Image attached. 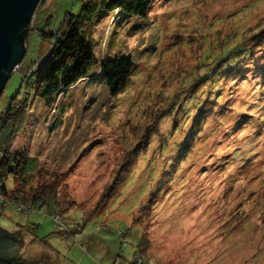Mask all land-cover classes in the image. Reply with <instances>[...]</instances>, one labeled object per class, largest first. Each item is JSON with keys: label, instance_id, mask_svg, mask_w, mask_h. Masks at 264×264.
<instances>
[{"label": "rangeland", "instance_id": "374dc122", "mask_svg": "<svg viewBox=\"0 0 264 264\" xmlns=\"http://www.w3.org/2000/svg\"><path fill=\"white\" fill-rule=\"evenodd\" d=\"M95 3L39 0L0 110L66 13L98 61L129 55L133 70L116 96L96 67L50 105L30 96L5 147L37 165L4 181L0 228L50 264H264V0H153L144 17ZM34 192L50 203L32 207Z\"/></svg>", "mask_w": 264, "mask_h": 264}, {"label": "trees", "instance_id": "16d2710c", "mask_svg": "<svg viewBox=\"0 0 264 264\" xmlns=\"http://www.w3.org/2000/svg\"><path fill=\"white\" fill-rule=\"evenodd\" d=\"M152 1L96 0L95 8L107 11L116 10L126 15L144 17ZM257 30V33L251 38L256 47L261 46L264 42V26ZM41 36L43 39L51 41V51L35 69H30V72L26 73L27 90L19 98L16 95L12 96L6 106L0 110L1 191L5 189L4 181L7 176L21 174L22 176L19 178L23 181L26 177L25 174H29L28 172L33 171L37 165L35 160L27 157L21 158L20 154L10 153L5 147L15 133L21 129L26 119V104L30 96L33 95L45 105H50L65 89L80 78L86 77L87 73L94 67L97 68L98 74L106 86L107 94L110 97L116 96L124 88L133 70V62L129 55L101 58L98 61L79 29L73 24V16L68 13L65 14L54 31L41 32ZM42 190H44L43 186L40 187L39 191ZM14 191L12 197L8 196V199L10 201L17 198L23 200L22 195L16 196L17 190ZM40 194L42 193L34 192L31 194L30 201H34L32 207H37L39 201L43 200ZM48 203L50 201L43 203L42 206H47ZM16 208L19 209V206L16 205ZM72 231L73 229L70 230V232ZM141 244L142 238H140L136 248L139 252L144 250L147 242L144 240ZM133 263L134 261L129 262V264Z\"/></svg>", "mask_w": 264, "mask_h": 264}, {"label": "water", "instance_id": "95a60500", "mask_svg": "<svg viewBox=\"0 0 264 264\" xmlns=\"http://www.w3.org/2000/svg\"><path fill=\"white\" fill-rule=\"evenodd\" d=\"M38 2L0 0V91L23 55V37ZM22 239L19 229L10 234L0 229V264H50L49 255L42 252L32 260L22 259L18 254Z\"/></svg>", "mask_w": 264, "mask_h": 264}, {"label": "built area", "instance_id": "2783aa9c", "mask_svg": "<svg viewBox=\"0 0 264 264\" xmlns=\"http://www.w3.org/2000/svg\"><path fill=\"white\" fill-rule=\"evenodd\" d=\"M29 22V21H28ZM1 155V154H0ZM39 204V203H38ZM42 208V206L38 209V206H37V209L40 210ZM30 211V210H29ZM51 218H52V221H53V224L56 226V227H59V228H63V224L62 222L60 221V219L56 216V214H53L51 215ZM57 220V221H56ZM134 263L133 264H140L141 263V260L139 258H135L134 260Z\"/></svg>", "mask_w": 264, "mask_h": 264}, {"label": "crops", "instance_id": "0c3cea01", "mask_svg": "<svg viewBox=\"0 0 264 264\" xmlns=\"http://www.w3.org/2000/svg\"><path fill=\"white\" fill-rule=\"evenodd\" d=\"M1 229V228H0ZM4 230V229H3ZM5 231V230H4ZM7 232V231H6Z\"/></svg>", "mask_w": 264, "mask_h": 264}]
</instances>
